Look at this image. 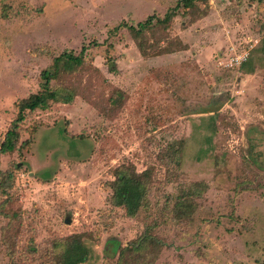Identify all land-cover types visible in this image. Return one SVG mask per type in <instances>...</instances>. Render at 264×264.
<instances>
[{
    "label": "rangeland",
    "instance_id": "374dc122",
    "mask_svg": "<svg viewBox=\"0 0 264 264\" xmlns=\"http://www.w3.org/2000/svg\"><path fill=\"white\" fill-rule=\"evenodd\" d=\"M176 1L0 0V141L42 69L86 47L85 66L67 79L74 101L28 114L19 143L28 148L0 155L1 171L16 176L7 209L20 214L17 264H45L41 251L74 233L91 250L85 264H114L146 231L162 243L153 264H264V0L179 9L167 31L147 35L146 55L113 30ZM169 42L181 46L152 54ZM180 139L173 173L159 155ZM124 163L151 172L150 205L136 218L110 202ZM195 183L204 190L195 213L172 219L174 198ZM6 219L0 264L11 263Z\"/></svg>",
    "mask_w": 264,
    "mask_h": 264
},
{
    "label": "trees",
    "instance_id": "16d2710c",
    "mask_svg": "<svg viewBox=\"0 0 264 264\" xmlns=\"http://www.w3.org/2000/svg\"><path fill=\"white\" fill-rule=\"evenodd\" d=\"M197 3L207 4L208 0H177L175 5L167 9L163 16L153 13L136 24L121 21L113 30L124 28L135 42L140 54L146 55L150 49L155 48L154 42L149 43L147 35L155 38L159 32L167 31L172 19L176 16L177 10L182 9V13L186 14L187 10ZM180 46V44L169 42L156 49L152 54L172 53ZM85 50L86 47H83L78 54L72 51L63 52L54 57L52 62L42 69L39 75L38 91L20 100L16 106V118L11 122L0 141V155L12 154L17 148H28L29 140L22 142L19 146L20 127L28 114L36 110H47L54 104H70L74 101L77 91L67 79L85 66ZM118 97H121L120 92L117 94V100ZM115 104L116 106L119 105L118 103ZM184 143L183 139L168 143L164 152L159 155L161 163L173 173L180 168ZM113 175L111 204L123 208L129 218H136L139 212L147 211L150 205L151 172L145 170L138 173L132 164L124 163L114 169ZM15 181L16 176L11 171H1L0 169V197H2L0 214L7 218L3 240L11 260L10 264H17L13 254L17 249L18 240L12 232L17 230L14 222L20 218L18 212L7 209L12 204L10 193ZM199 185V183L192 184L174 198L172 219H188L195 213L197 205L194 198L204 191ZM84 237V233H74L51 241L50 245L41 251V255L48 258L45 264H85L91 257V250L84 243ZM161 244L159 240L146 231L130 244L119 248L118 257L114 264H153ZM35 249L33 244L28 247L29 252H33Z\"/></svg>",
    "mask_w": 264,
    "mask_h": 264
}]
</instances>
